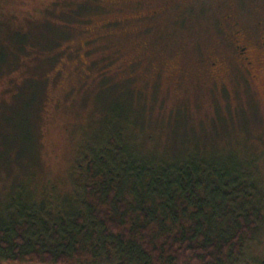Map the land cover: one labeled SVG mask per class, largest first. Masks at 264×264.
I'll return each mask as SVG.
<instances>
[{
    "label": "rangeland",
    "instance_id": "rangeland-1",
    "mask_svg": "<svg viewBox=\"0 0 264 264\" xmlns=\"http://www.w3.org/2000/svg\"><path fill=\"white\" fill-rule=\"evenodd\" d=\"M263 41L264 0H0V215L15 185L61 197L120 121L156 165L252 159L264 199ZM256 235L228 264H264Z\"/></svg>",
    "mask_w": 264,
    "mask_h": 264
},
{
    "label": "trees",
    "instance_id": "trees-1",
    "mask_svg": "<svg viewBox=\"0 0 264 264\" xmlns=\"http://www.w3.org/2000/svg\"><path fill=\"white\" fill-rule=\"evenodd\" d=\"M11 65L14 71L21 63ZM108 128L99 143L81 148L61 197L48 191L37 199L23 184L7 192L0 264H69L74 257L89 264H228L255 239L264 199L252 159L218 166L192 153L164 167L156 165L161 157L132 145L124 121Z\"/></svg>",
    "mask_w": 264,
    "mask_h": 264
},
{
    "label": "flooded vegetation",
    "instance_id": "flooded-vegetation-1",
    "mask_svg": "<svg viewBox=\"0 0 264 264\" xmlns=\"http://www.w3.org/2000/svg\"><path fill=\"white\" fill-rule=\"evenodd\" d=\"M262 45L264 48V41L262 42ZM236 50H237V53L239 55L241 62L246 65V69L250 73L252 69V63L249 60L248 56L246 55V47L239 44V45H236Z\"/></svg>",
    "mask_w": 264,
    "mask_h": 264
}]
</instances>
